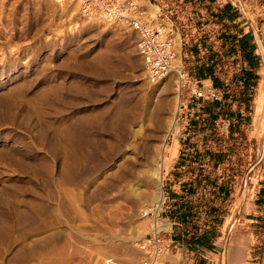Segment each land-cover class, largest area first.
Instances as JSON below:
<instances>
[{"label": "rangeland", "instance_id": "1", "mask_svg": "<svg viewBox=\"0 0 264 264\" xmlns=\"http://www.w3.org/2000/svg\"><path fill=\"white\" fill-rule=\"evenodd\" d=\"M134 1L172 24L188 72L182 27L155 1ZM250 5L243 27L252 32L260 69L242 135L213 104L221 103L216 90V100L196 102L188 121H198L192 145L199 159L218 162L219 178L229 171L230 231L264 179V0ZM131 35L135 47L133 31L82 16L77 0H0V264H94L108 257L138 264L146 202L135 206L133 193L162 153L166 200L164 177L178 151V91L171 75L149 82L135 48L139 66L132 65ZM207 109L206 123L200 117ZM121 160L133 164L122 169ZM123 190L129 197H120ZM184 254L178 246L166 263L185 264Z\"/></svg>", "mask_w": 264, "mask_h": 264}, {"label": "crops", "instance_id": "2", "mask_svg": "<svg viewBox=\"0 0 264 264\" xmlns=\"http://www.w3.org/2000/svg\"><path fill=\"white\" fill-rule=\"evenodd\" d=\"M153 1L171 13L185 31L186 73L208 81L220 93L221 103L213 104L235 120L234 130L241 136L248 118L245 108L260 69L252 32L243 27L252 0ZM234 105L237 111H229ZM209 115V109L203 111L200 120L207 123ZM197 125L198 121L191 122L176 138L177 155L164 177L166 200L162 210L171 223V236L185 251V264H264V179L252 206L230 231L225 219L232 179L228 170L220 178L215 175L213 169L218 162L199 159L192 145L199 135Z\"/></svg>", "mask_w": 264, "mask_h": 264}, {"label": "built area", "instance_id": "3", "mask_svg": "<svg viewBox=\"0 0 264 264\" xmlns=\"http://www.w3.org/2000/svg\"><path fill=\"white\" fill-rule=\"evenodd\" d=\"M82 16L101 18L110 23H121L135 34V51L141 61L146 79L154 83L166 75L173 76L178 100L172 116L178 136L182 135L192 118V108L203 99L216 100L217 93L208 83L190 78L183 71L176 47L172 24L160 21V14L149 17L146 9L134 0H77ZM157 10L159 11V7ZM173 130V128H172ZM177 136V137H178ZM163 203V202H162ZM161 203V205H162ZM160 205V206H161ZM146 231L137 242L138 264H167L178 249L171 238V223L158 209L148 208L143 213ZM94 264H121L113 258L96 260Z\"/></svg>", "mask_w": 264, "mask_h": 264}, {"label": "bare ground", "instance_id": "4", "mask_svg": "<svg viewBox=\"0 0 264 264\" xmlns=\"http://www.w3.org/2000/svg\"><path fill=\"white\" fill-rule=\"evenodd\" d=\"M133 37H132V35H131V37H129V43L127 44L128 45V48H129V54H128V58H129V60H130V62L132 63V65L134 66V67H138L139 66V64H138V58H137V56H136V54H135V52H133V48H135V47H132L133 45L130 43V41H132L133 42ZM128 51V50H127ZM262 87L264 88V83L262 84ZM261 90H262V88H261ZM263 93V92H262ZM264 96V95H263ZM261 105V104H260ZM174 126V125H173ZM172 126V127H173ZM174 129V128H173ZM150 134V133H149ZM150 136V135H149ZM166 136H167V134H166ZM139 139V138H138ZM144 139V138H143ZM150 139V138H149ZM132 143V142H131ZM137 144H139V143H137ZM142 145V144H141ZM143 146V145H142ZM154 146V145H153ZM161 146V145H160ZM136 147H138V145L136 146ZM144 147H145V144H144ZM152 147V146H151ZM150 147V148H151ZM143 148V147H142ZM138 149V148H137ZM145 149H146V147H145ZM152 149V148H151ZM161 149V148H160ZM164 149V148H163ZM166 149V148H165ZM128 150V149H127ZM153 150V149H152ZM172 151L174 150V148L173 149H171ZM160 151V150H159ZM164 151V150H163ZM155 152V151H154ZM167 152H168V150H167ZM141 153V152H140ZM143 153V152H142ZM148 153V152H147ZM150 153V152H149ZM147 155V154H146ZM139 155H135V157H138ZM154 156V155H153ZM152 156V157H153ZM125 157H127V156H125ZM128 157H129V155H128ZM145 157V156H144ZM147 157V156H146ZM150 157V156H149ZM154 157H156V156H154ZM158 158H156L157 159V164H155V165H153L152 166V168H151V172L150 173H146L145 175L144 174H142V175H144V177H143V179H141L143 182L142 183H144V187L143 188H138V190L135 192V193H133L134 195H135V198H134V205L135 206H137V205H139L140 203H142V202H146L145 204L146 205H144L145 207H143V213H145L147 210H148V208H147V206H152V208L153 209H158L159 207H160V205H161V203H162V199H163V194H162V189H161V182H160V179H159V173H160V169H161V167H162V165H163V154L162 153H160L159 154V156H157ZM148 158V157H147ZM131 160H132V158H130ZM141 159V158H140ZM149 159V158H148ZM155 159V160H156ZM164 159H165V157H164ZM150 160V159H149ZM152 160V159H151ZM150 160V161H151ZM142 161V160H141ZM145 161V160H144ZM143 162V161H142ZM147 162V161H146ZM156 162V161H155ZM167 162V161H166ZM154 163V162H153ZM152 163V164H153ZM165 163V162H164ZM130 164V162H127V161H124V160H121V161H119V163L117 164V167L119 166L120 168H125V167H127L128 165ZM133 164V163H132ZM132 164H130V165H132ZM134 167V166H133ZM149 172V171H148ZM138 181V180H137ZM136 181V182H137ZM139 182V181H138ZM117 184V183H116ZM133 184V183H132ZM139 186H141V185H139ZM130 187L128 186V189H129ZM137 189V188H136ZM135 189V190H136ZM122 193H120V192H118V193H120L119 195H120V197L121 198H126V197H129V194L130 193H128L127 192V190H123V191H121ZM114 198V197H113ZM132 198V197H131ZM127 200H129V199H127ZM132 201V202H133ZM136 208V207H135ZM135 217V216H134Z\"/></svg>", "mask_w": 264, "mask_h": 264}]
</instances>
